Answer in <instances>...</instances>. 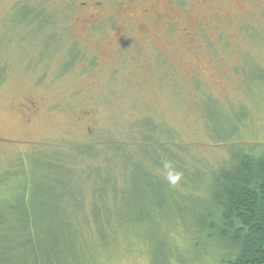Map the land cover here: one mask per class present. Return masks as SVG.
Returning a JSON list of instances; mask_svg holds the SVG:
<instances>
[{"label": "rangeland", "instance_id": "obj_1", "mask_svg": "<svg viewBox=\"0 0 264 264\" xmlns=\"http://www.w3.org/2000/svg\"><path fill=\"white\" fill-rule=\"evenodd\" d=\"M241 152L264 154V0H0V264H226L199 229Z\"/></svg>", "mask_w": 264, "mask_h": 264}, {"label": "trees", "instance_id": "obj_2", "mask_svg": "<svg viewBox=\"0 0 264 264\" xmlns=\"http://www.w3.org/2000/svg\"><path fill=\"white\" fill-rule=\"evenodd\" d=\"M34 9L37 13L41 10L39 7ZM50 20L54 22L51 18ZM143 141L150 142L145 138ZM233 162L235 164L230 169L221 170L218 175L219 192L216 194L218 199L215 213L219 219L212 223H204L199 231L204 230L202 234L207 233L206 235L219 242H229L227 252L232 256L227 257L226 264H264V154L241 152L233 155ZM107 166L108 161L103 168L107 169ZM103 168L99 169L102 173L95 175V178L99 179V186L102 187L101 192L107 182ZM54 172L58 171L55 169ZM55 177H59V174H55ZM76 209L79 207L75 206L71 216L68 214L63 218L68 222H74L75 219V227L63 225V231L70 237L73 236L74 230L75 239L78 238L81 242L86 237V229L89 227L88 224H81L85 222L86 217H75L81 214L76 212ZM29 218L30 224L39 222L40 219L36 215ZM31 228L34 230L36 227L33 225ZM44 228V225H37L35 230L42 235L45 232ZM93 228L101 232L103 226ZM32 243L33 240L29 242Z\"/></svg>", "mask_w": 264, "mask_h": 264}, {"label": "clouds", "instance_id": "obj_3", "mask_svg": "<svg viewBox=\"0 0 264 264\" xmlns=\"http://www.w3.org/2000/svg\"><path fill=\"white\" fill-rule=\"evenodd\" d=\"M164 167L168 169L166 173V179L173 185H175L180 180V173L176 172L172 169V165L170 163H165Z\"/></svg>", "mask_w": 264, "mask_h": 264}]
</instances>
